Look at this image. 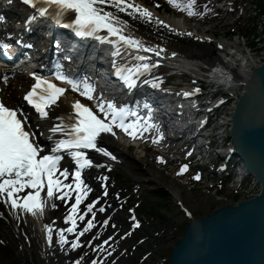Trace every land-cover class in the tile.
Returning <instances> with one entry per match:
<instances>
[{
  "label": "snow or ice",
  "instance_id": "6c2138e0",
  "mask_svg": "<svg viewBox=\"0 0 264 264\" xmlns=\"http://www.w3.org/2000/svg\"><path fill=\"white\" fill-rule=\"evenodd\" d=\"M10 2L11 0H9ZM24 2L35 9L40 17L48 16L49 7L53 8L54 12L51 14L53 20L56 23H61L64 18H67L69 22L65 24V27L73 29L79 35H94L100 30H106L108 36L118 37L119 41L133 48L156 51L153 48H146L139 40L125 35L122 26L126 25L127 22L116 12L98 6L110 4L119 12L132 10V15L139 14L151 20L153 13L147 7L136 4L134 0H24ZM188 10L189 14H193L191 4L188 5ZM33 18L29 17L28 19ZM4 19L5 17L0 16V20ZM158 23L164 24V21L158 20ZM97 38L107 39L108 37ZM111 42L115 43V41ZM116 54L118 53H114V55ZM160 54V51H156V55L159 56ZM138 59L143 60L144 57H138ZM57 67L63 66L58 64ZM140 68L148 70L149 65L145 63ZM140 68L137 69V72L140 71ZM31 75L35 82L23 98L35 107L41 117H47L49 108L55 105L60 96L67 90L35 72H32ZM56 76L61 81H67L73 90L81 92V95L89 100L94 98V86L86 79L82 84L80 80L59 72L56 73ZM123 78L129 87L133 86L131 77L124 76ZM81 84L83 91H81ZM184 95L187 96L189 93L185 92ZM96 108L99 112L76 100L72 112L58 116L59 122L49 128L52 134H59V136L55 137L54 147L46 149L45 146L33 139L35 134L28 129L25 123L26 117L19 115L21 109L10 107L5 101L0 100V199L4 203H9L12 209H22L35 215L37 210L42 212L45 207L44 197L41 195L43 190L46 189L48 198L55 196L63 200L70 197L73 186L65 182L70 170L61 168L60 161L63 157L58 154L66 151L74 158L76 168L72 175L77 194L65 220L71 221L72 224V227L68 228L67 231L75 232L76 218L84 219L82 215L76 217L78 205L81 203L82 196H86L91 190L82 178V170L86 166H92L94 160L85 150L93 149L115 160L116 156L102 147L98 138L103 139L102 134L104 133L115 136L117 134L116 128L122 129L129 136L135 138L139 128L143 127L135 111L126 106L118 107L112 100L101 99L96 104ZM52 139L53 136H49V140ZM186 169L187 165H184L181 172ZM196 178L199 179V176ZM26 188L32 190L23 194ZM52 207H56V205L53 204ZM87 208L91 211L93 204L89 203ZM104 223L107 224L108 221L105 220ZM92 226V220H88L87 227L91 228ZM45 227L48 232V242L52 243L51 227L48 225ZM64 231L61 229L62 244L67 243V238L63 235ZM80 235H83V232ZM104 243L107 244L108 241L105 240ZM78 244L79 237L72 242L71 246L75 248ZM91 264H97V261L93 260Z\"/></svg>",
  "mask_w": 264,
  "mask_h": 264
},
{
  "label": "bare ground",
  "instance_id": "6f19581e",
  "mask_svg": "<svg viewBox=\"0 0 264 264\" xmlns=\"http://www.w3.org/2000/svg\"><path fill=\"white\" fill-rule=\"evenodd\" d=\"M134 2L146 7L144 4L137 3L136 1ZM98 6L116 12L118 16L127 22L126 25L129 26V29L133 32L129 34L123 29L125 35L139 40L146 48H153L156 51L161 50V54L156 60L160 59L162 61H167L168 65L173 66L175 70H178V73L186 71L188 73L195 72L198 75L205 76L208 78L210 86H224L227 90L237 89L240 82L245 80L248 76L250 71L249 64L254 63L255 57L252 53H245V51H242L241 49L234 50L227 44L226 39L223 37L217 38L214 34L208 35L207 32L201 31L196 27L187 26L185 20H177L174 16L160 14L156 12L155 9L147 7L153 13L152 19L149 20L139 14L132 15V10H129L128 12H119L110 4ZM11 16H13L16 21H19L20 19V16L15 17L14 14ZM158 20H163L164 24L158 23ZM195 37H198V39L195 40ZM210 37H212V39ZM173 53H175V55H173ZM12 75L13 77L9 78V87L4 93V99L9 106L16 107L21 105V102L19 101V93L23 92L28 86L29 78L24 71ZM213 95L214 94L211 92L205 95L206 104L204 111L206 112H213L215 110L218 112V109H222L220 106H222L221 103L224 98H222L215 107L208 105ZM67 102H69V99L63 97L58 104L52 107L50 120L40 122L41 124L36 123V125H38L37 128H40L41 130L45 129L47 131L48 126L53 124V120L58 117L61 112L68 110V106L65 105ZM218 128L222 129V133L224 134V127L218 126ZM44 135V138L46 139H49V136H53V138L59 136L50 135L48 132L44 133ZM211 142H215V139H208L207 146H205L203 150L210 147ZM104 143L110 148V150L116 152L115 154L119 153L121 158L126 160L125 168L134 176L137 174L136 168L131 170V167L136 166L138 163H141L143 166L148 165L146 157L134 151L136 149L135 147H127L124 143H118L114 137H105ZM132 150L134 151L133 153ZM213 152L217 153L216 150ZM227 160L230 161L231 158L228 157ZM227 165L224 166V171H227L228 173L225 178V174L220 175L219 173L221 167L219 170L218 168L209 165V168H207V170L210 169L207 174L208 180L217 179L214 175L216 173L214 172H218V177L223 178L220 179L221 181H231L232 185L236 183L239 186L240 182L246 177V181L250 180L249 184L251 183L252 187L254 186L256 178H253L251 181V174L248 173L246 176L239 173L236 174L235 170L232 169L233 171H230ZM234 167L236 168L237 166ZM239 169L243 170V167ZM145 172L146 174L142 175V179L139 178V180H145L151 187L160 188L161 190L168 192V194L174 199H180V190L174 185L166 184L165 176L159 170L147 168ZM243 173H245V171ZM186 183L187 181L183 182L184 187ZM248 187L249 186L247 185L244 188L246 189ZM257 190L261 191L262 188ZM166 192L164 193L166 194ZM257 193L258 192L253 193V195L251 194L249 197H256ZM41 195L44 197L45 207L42 212L37 210L35 215L27 213L22 209H12L9 203H4L2 200L1 207L9 208L12 217L7 216L8 219L6 221L0 220V264H8L15 261L18 262L16 264H35L33 256L34 252H41L44 254V258L47 262L50 260L47 248H44V250L38 249L40 229H44V232L48 235L47 228L45 227L46 225L50 226L51 229L54 226L58 228L60 223L57 225L53 220L61 218L60 214L64 211V206L55 203L53 199L48 198L44 192H42ZM208 196L216 198L215 202L228 200L223 197L217 198L216 193H212ZM53 204L58 206V209L52 207ZM53 244L57 246L59 245L56 240L53 241ZM11 249H13L14 253L10 251ZM56 252L57 251L54 249L53 253L56 254ZM127 259L129 262L132 260V257L129 256ZM128 262L123 260L120 264H126Z\"/></svg>",
  "mask_w": 264,
  "mask_h": 264
},
{
  "label": "rangeland",
  "instance_id": "374dc122",
  "mask_svg": "<svg viewBox=\"0 0 264 264\" xmlns=\"http://www.w3.org/2000/svg\"><path fill=\"white\" fill-rule=\"evenodd\" d=\"M148 1V0H146ZM229 2L230 8L227 12H224L219 16L218 19H214L212 24H204L209 21L210 14L205 13V8H201L198 11L192 7L193 14H189L188 5L189 4H199L202 0H164L163 5L169 9V12H173L178 17L190 19V25L196 27L197 29L203 31H210V34H214L215 37H223L226 39L227 44L235 49H241L242 51L250 52L255 57L253 64H259L264 62V12L262 5H258V0H225ZM264 3V0H262ZM204 6V5H203ZM199 6H197L198 8ZM260 9V10H259ZM164 13V12H162ZM196 18V19H194ZM250 26L251 30L248 32L245 27ZM246 27V28H247ZM243 29V30H242ZM242 32L250 33L251 35L242 36ZM240 36V37H239ZM168 74V71H165ZM183 82H188L190 78L181 77ZM202 87V86H201ZM203 88V87H202ZM226 90H223V92ZM242 91L241 87L235 89L234 97L239 95ZM229 94H224L228 96ZM232 97V96H231ZM236 100L234 98L229 99V104L225 109H219L218 114L221 116L222 120L221 127L230 129L231 117L233 108L232 106ZM224 133V141L228 140V131ZM139 153L143 155L140 151ZM149 165L148 167L155 168L154 160L146 157ZM147 167V168H148ZM137 178L139 179L142 175L146 174L145 168L137 165ZM116 179L118 180L121 188L129 187L134 183L141 184V194H142V206L139 215L145 218L144 230L139 236L145 239V241L140 244L136 240L134 245H136L138 251L134 252L131 261L125 259L126 264H168L172 249L177 245L179 239L184 235L187 230L188 223L190 219L188 214L194 219H201L211 214L217 208L225 207L229 204H233L245 197L243 191L232 193L229 187H223L221 192L213 185H219L218 180H208L206 173H202L204 180L198 182L194 179L185 184L177 182L173 179V174L169 172H163L165 176V182L168 185H174L180 190V199H174L168 194V192L161 190L160 188L151 187L149 183L145 180H134L126 174L123 168H120L116 173ZM143 177V176H142ZM198 184V185H197ZM212 185V187H211ZM258 190H256L257 192ZM166 192V194L164 193ZM216 193V197H223L228 200L216 201V198L209 197L208 195ZM133 203V202H132ZM125 217V216H124ZM133 243V242H132ZM43 247V240L40 241ZM66 243H61L59 241V257L52 256L50 264H70L71 259H81L82 264H88V257L90 255L89 251L80 250L71 251V255L67 256L65 254ZM40 246H38L39 248ZM13 253V249H11ZM33 256L36 257L35 253ZM34 257V259H35ZM70 257V258H68ZM84 257V261L83 258ZM122 260L118 262L121 263ZM18 263V262H17ZM124 263V262H123ZM15 264V262L13 263Z\"/></svg>",
  "mask_w": 264,
  "mask_h": 264
},
{
  "label": "water",
  "instance_id": "95a60500",
  "mask_svg": "<svg viewBox=\"0 0 264 264\" xmlns=\"http://www.w3.org/2000/svg\"><path fill=\"white\" fill-rule=\"evenodd\" d=\"M232 116L231 145L261 193L191 219L169 264H264V64L245 78Z\"/></svg>",
  "mask_w": 264,
  "mask_h": 264
},
{
  "label": "trees",
  "instance_id": "16d2710c",
  "mask_svg": "<svg viewBox=\"0 0 264 264\" xmlns=\"http://www.w3.org/2000/svg\"><path fill=\"white\" fill-rule=\"evenodd\" d=\"M260 5H262V8L264 9V3L262 2V0H259Z\"/></svg>",
  "mask_w": 264,
  "mask_h": 264
}]
</instances>
